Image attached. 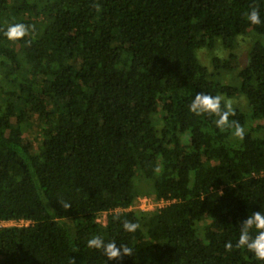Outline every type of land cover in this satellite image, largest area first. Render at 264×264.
Returning a JSON list of instances; mask_svg holds the SVG:
<instances>
[{
  "label": "trees",
  "instance_id": "1",
  "mask_svg": "<svg viewBox=\"0 0 264 264\" xmlns=\"http://www.w3.org/2000/svg\"><path fill=\"white\" fill-rule=\"evenodd\" d=\"M197 93L229 103V125L191 112ZM255 211L264 0H0V221H30L0 226V264H264L235 246Z\"/></svg>",
  "mask_w": 264,
  "mask_h": 264
},
{
  "label": "clouds",
  "instance_id": "2",
  "mask_svg": "<svg viewBox=\"0 0 264 264\" xmlns=\"http://www.w3.org/2000/svg\"><path fill=\"white\" fill-rule=\"evenodd\" d=\"M248 20L252 24L261 23V18L258 11L253 10L248 14ZM7 36L9 39H16L24 34L22 26L16 25L8 29ZM225 108L221 109V98L205 93H197L192 99L189 110L196 115L202 113L215 114L218 119L215 120V125L218 128H224L229 125V115L232 113L231 105L225 102ZM233 135L242 138L244 135L243 128L237 123ZM65 207H68L65 205ZM124 230L135 232L138 224L125 221L123 224ZM254 230V234H253ZM89 248L103 249L109 260L117 258L123 254H130L131 249L120 246L117 247L115 242L105 243L100 237L90 238L87 242ZM236 247L246 249L251 252L257 260H264V211H255L241 221L239 238L236 242ZM231 242L225 243L226 249H232Z\"/></svg>",
  "mask_w": 264,
  "mask_h": 264
},
{
  "label": "built area",
  "instance_id": "3",
  "mask_svg": "<svg viewBox=\"0 0 264 264\" xmlns=\"http://www.w3.org/2000/svg\"><path fill=\"white\" fill-rule=\"evenodd\" d=\"M169 202H170L169 200H165V199L153 200L148 196H140L138 197V202H137L136 207L142 210H155L157 208H160L168 204ZM8 222H17V221H0V226H7L6 223ZM25 222L29 223L30 221L21 220L15 224L23 225V224H26Z\"/></svg>",
  "mask_w": 264,
  "mask_h": 264
},
{
  "label": "rangeland",
  "instance_id": "4",
  "mask_svg": "<svg viewBox=\"0 0 264 264\" xmlns=\"http://www.w3.org/2000/svg\"><path fill=\"white\" fill-rule=\"evenodd\" d=\"M249 45H250V38H248V37L247 38H240V45H239L238 50H237L238 54L240 56H245L246 53H247V50L249 48ZM201 56H202L203 62L206 63V64H209V61H210L209 60V57L204 52L201 53ZM36 137H37V135H36L35 132L32 133L30 136H27V139L30 140V146H31V148L32 147L33 148H36L38 146V139ZM103 220H105V219H103ZM15 223H17V222H8L6 224L7 225H14ZM25 223L28 224L27 222H25Z\"/></svg>",
  "mask_w": 264,
  "mask_h": 264
}]
</instances>
